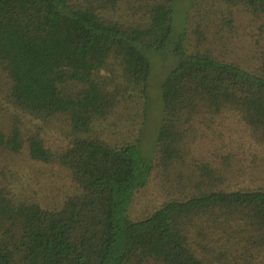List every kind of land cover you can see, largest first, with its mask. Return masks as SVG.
<instances>
[{
    "label": "trees",
    "instance_id": "trees-1",
    "mask_svg": "<svg viewBox=\"0 0 264 264\" xmlns=\"http://www.w3.org/2000/svg\"><path fill=\"white\" fill-rule=\"evenodd\" d=\"M122 1L0 0V72L16 113L0 123V146L17 154L26 145L32 160L58 165L71 183L53 207L0 189V264H264V189H206L138 220L129 214L155 169L142 152L152 59L169 65L154 138L162 168L184 157L195 121L223 113L264 142L263 61L250 65L203 47L214 25L235 29L230 9L249 17L264 45V0H210L198 10L194 44L187 17L178 24L177 0H134L142 18L132 24L108 17ZM110 61L123 82L109 91L101 72ZM129 111L141 120L134 140L92 136L97 120ZM20 114L44 122L63 116L69 145L55 153L25 131Z\"/></svg>",
    "mask_w": 264,
    "mask_h": 264
},
{
    "label": "rangeland",
    "instance_id": "rangeland-1",
    "mask_svg": "<svg viewBox=\"0 0 264 264\" xmlns=\"http://www.w3.org/2000/svg\"><path fill=\"white\" fill-rule=\"evenodd\" d=\"M74 2L84 5L91 4L93 0ZM136 2L122 1L118 11L107 12L108 17L120 19L125 24L141 20L142 11ZM209 3L210 0H177L178 24L181 27L184 17H187L186 29L191 44H194L191 31L197 28L201 19L198 10ZM230 11L236 20L235 29L229 30L224 25H214L208 30L209 35L206 36L207 41L203 43V47L225 50L235 59L249 60L250 65L262 61L264 64V45L261 41L259 44L257 42V28L253 27V30L250 27L249 17L245 13L235 9ZM223 12L227 15L226 11ZM152 63L153 73L148 88L152 106L142 152L146 158L152 159L155 169L147 187L135 195L129 212L130 217L133 220L144 218L168 200L183 199L206 189H264V142L259 141L252 130L235 114L223 113L211 121H204V124L195 125V121L194 137L186 141L184 157L167 170L160 166L159 156L154 152V138L162 120L160 86L169 65H164L155 58ZM122 74L119 63L110 61L108 69L101 72L102 80L107 81L104 87L109 91L113 90L116 83L123 82ZM8 87L9 80L0 72V123L8 122L9 118L16 114L12 108L6 106ZM127 110L128 108L121 106L116 108V112L120 114ZM132 115L129 111L127 116L120 120H117L118 115L103 121L97 120L91 134H97L102 139L114 143L132 141L141 123L139 118H133ZM58 117L44 122L33 121L20 114L25 131L30 135L39 133L45 145L55 153L66 148L73 137L70 126L65 123L66 119L63 116ZM28 153L26 145L17 154L10 153L0 146V189L11 195L34 198L43 207L56 206L71 192V183L66 172L56 164L32 160ZM209 170L214 172L213 175H207Z\"/></svg>",
    "mask_w": 264,
    "mask_h": 264
}]
</instances>
